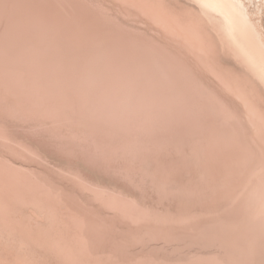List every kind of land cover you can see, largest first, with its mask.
<instances>
[{"label":"bare ground","instance_id":"6f19581e","mask_svg":"<svg viewBox=\"0 0 264 264\" xmlns=\"http://www.w3.org/2000/svg\"><path fill=\"white\" fill-rule=\"evenodd\" d=\"M190 1L0 0V191L61 208L76 262L264 264V39Z\"/></svg>","mask_w":264,"mask_h":264},{"label":"rangeland","instance_id":"374dc122","mask_svg":"<svg viewBox=\"0 0 264 264\" xmlns=\"http://www.w3.org/2000/svg\"><path fill=\"white\" fill-rule=\"evenodd\" d=\"M241 1L246 5L250 19L264 39V0ZM171 2L182 8L194 6L190 0ZM131 26L135 28L138 25L131 23ZM221 57L227 68L240 67L230 54H222ZM41 153L45 160L46 157L55 155L54 152L49 154L44 150ZM54 159L51 161L53 165L56 163ZM26 192L25 189L0 191V264H94L89 258L74 261L73 255L76 251L71 247L75 240L67 236L73 238L75 231L68 226V221L60 217L61 208L48 205V202L53 203L51 200L46 202L39 201L37 196L23 197ZM67 241L69 245L65 247ZM178 263L174 260L168 264ZM101 264L115 263L107 259Z\"/></svg>","mask_w":264,"mask_h":264}]
</instances>
